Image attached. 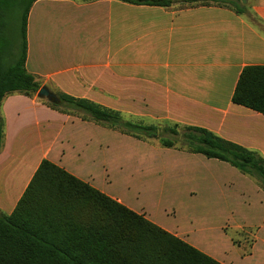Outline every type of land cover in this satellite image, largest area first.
I'll return each mask as SVG.
<instances>
[{"label": "crops", "instance_id": "1", "mask_svg": "<svg viewBox=\"0 0 264 264\" xmlns=\"http://www.w3.org/2000/svg\"><path fill=\"white\" fill-rule=\"evenodd\" d=\"M174 1L161 7L120 0H36L27 21L25 68L56 95L92 101L144 125L203 128L264 158V115L232 101L243 69L264 66V0L240 5L239 0H225L233 5ZM0 116V214L13 212L44 159L94 186L92 171L85 169L99 164L107 173L103 152L107 156L117 137L164 161L193 163L195 181L202 179L198 167L208 171L205 180L214 178L209 168L217 159L119 134L38 97L10 94ZM254 187L264 202V193ZM241 196L246 205L253 204L252 193L244 190ZM173 234L190 244L181 233Z\"/></svg>", "mask_w": 264, "mask_h": 264}, {"label": "trees", "instance_id": "2", "mask_svg": "<svg viewBox=\"0 0 264 264\" xmlns=\"http://www.w3.org/2000/svg\"><path fill=\"white\" fill-rule=\"evenodd\" d=\"M36 0H0V17L14 9L21 14L20 54L5 67L0 50V106L13 93L36 97L41 84L25 68L27 21ZM89 1V0H84ZM135 5L170 7L174 0H120ZM233 5V1L191 0L183 3ZM13 8V9H12ZM237 12H242L238 7ZM8 13V14H7ZM3 20V19H2ZM0 21V31L5 24ZM5 36L3 37V39ZM7 45L11 42L7 39ZM50 107L90 115L103 124L139 140L156 139L165 148L176 143L160 135L155 125L124 121L121 113L86 99L57 95ZM233 103L264 115V66H247L239 76ZM0 116V147L3 135ZM179 127V125H175ZM188 151L231 165L243 175L264 182V158L257 152L198 127H185ZM176 133V129H171ZM0 264H222L117 199L44 159L15 209L0 214Z\"/></svg>", "mask_w": 264, "mask_h": 264}, {"label": "rangeland", "instance_id": "3", "mask_svg": "<svg viewBox=\"0 0 264 264\" xmlns=\"http://www.w3.org/2000/svg\"><path fill=\"white\" fill-rule=\"evenodd\" d=\"M14 1L7 0L12 5ZM246 1L252 3L254 0H239V5ZM1 20L6 27L4 33L0 31V50L5 51L1 60L8 67L20 54L21 14L13 9L9 15L0 17ZM7 39L12 40L10 46ZM69 113L91 121L87 113L72 110ZM123 118L126 122H139L126 116ZM155 126L161 136L176 143L175 150L188 151L190 136L195 134L164 122H158ZM171 129L177 132L172 133ZM149 140L153 145L160 143L156 139ZM103 159L108 164L107 173L99 164L85 169L86 172L92 171L90 175L94 186L99 190L121 199L126 206L144 213L164 229L181 233L190 244H196L203 252L234 264H264V202L254 187L258 186L260 192L264 193L263 181L255 177L245 180L237 169L217 160H212L213 167L209 168L214 174L212 180H205L208 171L198 167L197 171L204 180L195 181L190 174L191 168H196L191 165L193 163L164 161L152 150L136 143H124L118 137L117 141L112 140L107 156L104 157L103 152ZM244 190L252 193V205L245 204L246 195L244 198L241 196ZM192 192L196 195H191ZM258 226L263 227L260 233ZM257 235L261 240H257ZM190 238L197 243L190 241ZM252 253L253 256L249 257Z\"/></svg>", "mask_w": 264, "mask_h": 264}, {"label": "water", "instance_id": "4", "mask_svg": "<svg viewBox=\"0 0 264 264\" xmlns=\"http://www.w3.org/2000/svg\"><path fill=\"white\" fill-rule=\"evenodd\" d=\"M37 97L42 100H46L51 103H59L60 99L59 97L51 92L48 87L43 86L37 93Z\"/></svg>", "mask_w": 264, "mask_h": 264}]
</instances>
